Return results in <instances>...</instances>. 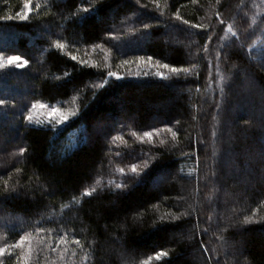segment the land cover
Here are the masks:
<instances>
[{
  "label": "trees",
  "instance_id": "16d2710c",
  "mask_svg": "<svg viewBox=\"0 0 264 264\" xmlns=\"http://www.w3.org/2000/svg\"><path fill=\"white\" fill-rule=\"evenodd\" d=\"M24 3L0 0V247L31 236L4 264H264V0ZM131 114L121 138L90 132Z\"/></svg>",
  "mask_w": 264,
  "mask_h": 264
},
{
  "label": "snow or ice",
  "instance_id": "6c2138e0",
  "mask_svg": "<svg viewBox=\"0 0 264 264\" xmlns=\"http://www.w3.org/2000/svg\"><path fill=\"white\" fill-rule=\"evenodd\" d=\"M137 2H139V0H137ZM193 2H195V0H193ZM217 2H219V0H217ZM31 3H32V0H25V3L23 5V9L21 11H18L16 13V16L19 19H21V20H27V19H29L30 13L32 12ZM157 6H158V4H157ZM36 7H39V5H36ZM84 11L87 12L88 9H85ZM12 18L13 17L8 16V17H3L2 19L8 20V19H12ZM177 18L179 19V17H177ZM184 23H188V22L187 21H184ZM221 23H223L222 20H221ZM145 27H147V25H145ZM194 27H202V25H194ZM228 31L229 32H232L231 27L228 28ZM232 35L235 36L236 33L232 32ZM222 39H223V37H222ZM57 47L60 48V49H63L65 46L63 44H58ZM71 58L73 60H76V56L75 55H73ZM217 58H219V53H217ZM147 59H148L149 62H151L153 58L151 56H149ZM27 63H28V61L27 60H22V57H20V56H9V57H7V64L8 65H15L16 67H23V66L27 65ZM81 63H83V61H81ZM3 67H5V65L3 63V57H0V68H3ZM158 67L169 68L170 66L168 64H158ZM171 71L173 73H178L179 72V70L176 69V68H171ZM158 75H161L162 76V73H158ZM109 76H116V73L109 72ZM220 91H221V93H223V88L222 87H221ZM4 104H5V100L0 99V105H4ZM39 106L41 108L47 107L44 104H40ZM32 107L35 108L36 105L34 104ZM217 107H219V104H217ZM57 111H58V109L53 108L52 109V114H55ZM25 119L27 121L31 122L32 117H31V115H28V116L25 117ZM67 119H68L67 116H61L56 122L57 123H63V122H66ZM168 130L171 131V129H168ZM133 135H135V133H133ZM172 135L175 136L176 133L173 132ZM151 136H152V133L151 132H147L146 131V132L143 133V137L151 138ZM116 138H121V137H116ZM20 151H21V153H23L24 152V149L21 148ZM120 171H121V173H123L124 170L123 169H120ZM131 172L132 173H137V168H136L135 165L132 166ZM116 187L117 188H120L121 185L118 184V185H116ZM95 191H96L95 188H93L91 190H85L84 193H83V195L84 196H90ZM73 201L75 203H77V204L80 203V201L79 200H76L75 197H73ZM36 231L38 233H42L45 230L43 228H41V227H37ZM30 236H31V234L22 235V236H20L19 240L15 241L13 244H11V245H7L6 244L4 247H0V264H4L3 257L5 256V253H6V251L9 248H12V249L21 248L22 249L25 241L29 240L30 239ZM65 238H66V234H65V236L57 237L56 238L57 245H59L61 242H64L65 241ZM40 242L41 243L43 242V238H41V241ZM73 242L76 245H80V241L78 239H74ZM50 250L52 252H55L57 249L53 247ZM8 254L11 255V253H8ZM165 255H167V253L159 252V253H156V257L155 258L157 260H159L162 256H165ZM26 256H27V254L26 253H23V251H22V255L20 257L21 264H27ZM217 264H218V262H217Z\"/></svg>",
  "mask_w": 264,
  "mask_h": 264
},
{
  "label": "rangeland",
  "instance_id": "374dc122",
  "mask_svg": "<svg viewBox=\"0 0 264 264\" xmlns=\"http://www.w3.org/2000/svg\"><path fill=\"white\" fill-rule=\"evenodd\" d=\"M2 40L3 39L0 37V45L2 44V42H1ZM261 62H264V60H261L260 63ZM3 91L6 94H9V91L7 90V87H4ZM19 96H21V95H19ZM174 99L175 98H172V100H174ZM0 119H1L0 120V124L1 125H4V124L11 125L12 124L11 120H7L4 117V115L3 116L0 115ZM134 120H135V115L134 114H131V116L128 117V121L126 120L127 122H125V120H122V118L120 116H106V117L101 118L100 120H97L93 124V126L91 127V131L90 132H92L93 134L104 136L106 134V131L108 130V128H111L110 132L107 134L108 136H106V137H107V139H109V137L116 138V137H119L118 135L125 130V128L122 127V126L123 125L124 126L125 125L128 126V124L130 122H133ZM153 120L155 122V121L163 120V118H162L160 113H157L156 115L153 116ZM163 129H166V130L168 129V128L164 127L163 123L162 124H158V125L157 124L151 125L148 128H146L145 130L139 131V135L141 136V138H139V140H143V141L147 140L148 141L150 139H162L161 136H163L165 134L163 132H166V130L163 131ZM146 131L152 133L151 138L143 137V133L146 132ZM111 147H112V149L114 151L115 147H113L112 145H111ZM140 154L141 153H138V152L134 156L129 154V156L131 155V157H130V160H128V163H130V165H132V162L133 163L135 162V165L139 164V161H141L140 160ZM123 155L124 154L120 153V152L116 153V154H113L112 157H115V159H113V161L117 160V159H119V161H122ZM144 156H146V155L144 154ZM125 164L127 165V163H125ZM111 167H112V165H111ZM111 167H110V165H107V169L111 170L112 169ZM113 171L117 173V175L115 177L113 175L114 173H112L110 171H105V172H103L101 181L103 183H109V184H112V185L114 184V186L119 184L122 187V185L126 182V179H124V175H125L124 172L125 171L123 173H121L120 169H117V168H115ZM130 175L131 174L129 173V176ZM164 177L165 176H157L154 179V181L155 180H163Z\"/></svg>",
  "mask_w": 264,
  "mask_h": 264
}]
</instances>
